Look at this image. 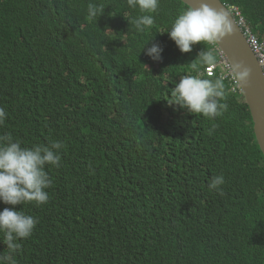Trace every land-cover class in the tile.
Instances as JSON below:
<instances>
[{"label": "trees", "instance_id": "1", "mask_svg": "<svg viewBox=\"0 0 264 264\" xmlns=\"http://www.w3.org/2000/svg\"><path fill=\"white\" fill-rule=\"evenodd\" d=\"M222 1L264 38V0ZM188 7L159 0L141 33L127 0H0V134L62 142L45 204L0 201L38 221L17 264H264V153L243 93L224 78L215 118L169 103L182 75L222 73L200 62L220 58L212 44L185 53L170 38ZM221 173L223 194L207 186Z\"/></svg>", "mask_w": 264, "mask_h": 264}, {"label": "clouds", "instance_id": "2", "mask_svg": "<svg viewBox=\"0 0 264 264\" xmlns=\"http://www.w3.org/2000/svg\"><path fill=\"white\" fill-rule=\"evenodd\" d=\"M226 5L229 10L231 6L239 8L235 4ZM127 6L133 10L137 8L140 10L141 15L130 22L134 24L136 30L143 33L154 23L152 13L157 12L159 0H127ZM98 11L96 5L91 3L88 5L90 17L95 18ZM240 11L244 16L241 9ZM230 12L238 22L235 12L232 10ZM125 16L127 18L126 14ZM167 32L181 52H190L193 45L199 42L212 44L213 49H218L220 58L216 60L213 51L205 49L199 54L200 62L204 66L206 75L214 74L219 67L222 70L221 75L215 79L204 78L201 72L195 75L190 73L182 75L171 90L169 103L208 118L219 116L227 109V104L221 103L225 95L224 78L230 77L233 80L232 89L242 92L236 73L216 43L218 39L231 32V16L227 9L213 7L201 0L199 7L191 6L179 13ZM162 52L163 48L159 44H152L147 48V54L153 60H160ZM223 61L230 65L232 73L224 70L223 67L226 65ZM196 67L197 65L192 63V68L196 69ZM247 71L246 68H242V76H245ZM6 118L4 108L0 107V125L4 124ZM61 147L62 142L59 140H54L50 144L23 146L22 142L14 139L11 133L0 134V201L12 206L31 202H35L38 206L45 204L49 199L46 189L52 185L46 166L59 167L61 156L58 150ZM225 182V176L221 173L211 177L207 186L210 191H219L223 194L222 186ZM37 222L34 216L15 207H5L0 210V234H2L0 241L7 246V252L0 253V264H17L14 255L21 247L18 241L30 237Z\"/></svg>", "mask_w": 264, "mask_h": 264}, {"label": "water", "instance_id": "3", "mask_svg": "<svg viewBox=\"0 0 264 264\" xmlns=\"http://www.w3.org/2000/svg\"><path fill=\"white\" fill-rule=\"evenodd\" d=\"M190 7H199L201 0H182ZM213 7L226 8L231 16V32L216 41L236 73L254 121V131L264 153V71L257 54L250 45L236 18L222 0H204ZM247 74L242 76L241 70Z\"/></svg>", "mask_w": 264, "mask_h": 264}, {"label": "built area", "instance_id": "4", "mask_svg": "<svg viewBox=\"0 0 264 264\" xmlns=\"http://www.w3.org/2000/svg\"><path fill=\"white\" fill-rule=\"evenodd\" d=\"M230 10L235 12L236 17L238 19V24L243 30L244 34L248 38L250 45L252 46L254 52L257 54L258 60L260 61L263 71H264V38L260 39L254 33H252L251 28L248 26L247 20L244 16H242L241 11L236 6H231ZM226 67H223L224 70H229V73H232V69L229 64L225 62ZM213 69L210 70L212 72ZM227 76V75H226ZM237 82V80H235Z\"/></svg>", "mask_w": 264, "mask_h": 264}, {"label": "rangeland", "instance_id": "5", "mask_svg": "<svg viewBox=\"0 0 264 264\" xmlns=\"http://www.w3.org/2000/svg\"><path fill=\"white\" fill-rule=\"evenodd\" d=\"M225 63V61H223Z\"/></svg>", "mask_w": 264, "mask_h": 264}]
</instances>
